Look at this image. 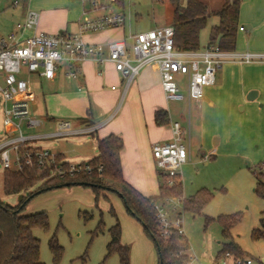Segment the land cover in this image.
<instances>
[{
    "label": "rangeland",
    "instance_id": "rangeland-1",
    "mask_svg": "<svg viewBox=\"0 0 264 264\" xmlns=\"http://www.w3.org/2000/svg\"><path fill=\"white\" fill-rule=\"evenodd\" d=\"M202 1L208 4L211 13L220 11L225 2ZM15 2L18 7H15ZM29 2L30 0H0V36L7 37L11 33L20 19L21 11ZM175 7L173 0H124V7L113 6L111 10L124 11L127 17L124 27L127 32L130 30L133 33H143L172 26ZM217 24L218 18L210 17L200 36L201 46L208 44L210 29ZM63 65L66 64H61ZM180 80L184 81L183 78ZM186 102L167 104L172 121L179 120L185 128L189 159L180 170L183 196L189 198L203 190L212 195L211 202L201 215L184 212L182 205L177 203L179 199L169 198L172 202L166 206L171 221L181 217L184 234L190 246L188 264H215L223 243L222 226L217 219L220 216L236 214L240 215L241 219L231 231L233 240L243 249L246 256L253 259L252 264H264V240L255 241L252 237L253 230L260 227L261 213L264 212V201L255 193L256 175L260 172L264 174V169L260 170L259 167L262 161L258 160V156L264 153V147L257 139L254 124H229L230 119L235 121V118L242 116L240 108H233L231 111L226 109V112L216 114L212 118L206 114L203 122L201 112L193 106H188ZM38 109L46 115L43 102H40ZM34 114L32 111L30 118H34ZM48 116L53 122H45L40 115H36L37 119H34L41 124H57L62 121L74 124L76 121L75 118L53 109L48 111ZM22 128L27 135H33L35 130H38H27L26 121L22 123ZM215 134L222 139L220 145L214 142ZM84 138L88 137L71 135L67 137V142L44 140L38 141L37 145L56 154L66 150L72 155L79 152L81 154L84 150V153L89 151L92 155L96 154L91 145L80 149L79 152H72L76 150L75 143ZM41 185L33 187L30 191H36ZM104 195H107L108 199ZM0 202L10 207L19 204V195L6 196L4 193L3 169H0ZM111 208L118 214L122 231L125 233L124 241L131 250V264H158L159 257L154 243L145 235L143 227L127 213L119 196L103 192L96 203L92 189L76 184L57 187L35 196L23 212V215L46 213L48 216L49 229L36 228L33 231L34 236L40 240L41 262L119 264L117 255L105 258L106 247L110 241L109 230L116 223V218L110 212ZM207 218L214 221L207 224ZM100 224L101 231H98ZM53 237L64 249L59 263L54 262L49 246Z\"/></svg>",
    "mask_w": 264,
    "mask_h": 264
},
{
    "label": "crops",
    "instance_id": "crops-1",
    "mask_svg": "<svg viewBox=\"0 0 264 264\" xmlns=\"http://www.w3.org/2000/svg\"><path fill=\"white\" fill-rule=\"evenodd\" d=\"M111 8L110 12H116ZM29 9H35L40 14L39 32L49 35H73L78 33L79 24L85 18L83 12L89 9V6L73 0H30L21 11L20 19L15 23L11 33L16 31L17 24L25 20ZM240 27H244L245 32H238L235 53L264 54V0L243 2L239 17ZM129 34L138 33L130 30L127 32L123 27L86 35L85 41L107 44L124 40ZM127 44L129 47L132 45L131 42ZM207 45L202 48H206ZM68 72H74L75 77L68 78ZM124 88L122 75L111 63L98 65L87 61L76 65H60L54 80L38 76L32 79L29 93L31 113L32 111L35 113L34 118L40 115L45 122H53L48 116V111L52 109L75 118V123L65 136L41 139L67 142L68 136L86 135L88 138L77 141L76 150L72 152H79L80 149L91 145L92 151L96 154L92 155L89 151L84 153L85 150L76 155L70 154L67 150L57 152L67 162L88 163L98 156L99 140L110 135L120 137L123 140L120 159L125 181L145 196L157 198L160 194V180L152 156V145L170 142L173 139V124L178 122L182 127L183 125L179 120L172 121L167 105L170 102L165 98L157 64H151L143 69L126 94ZM252 91L257 92V98L249 101L247 96ZM204 95V99L198 104L186 102L188 106H193L201 112L203 122L206 114L212 118L216 114L226 112V109L231 111L233 108L236 110L240 108L242 116L238 118L233 116L235 121L230 119L229 124H254L257 139L264 147V63L225 64L218 71L215 84L207 87ZM40 102L45 106L46 115L38 109ZM158 112L168 114L167 124H157L155 116ZM60 124L61 122L41 124L33 135L58 133ZM183 129L185 132L184 127ZM213 136L215 144L220 145L221 137L217 134ZM258 157L260 162L264 161V153ZM116 215L118 217L117 213ZM124 240L125 233L122 231V243L127 245Z\"/></svg>",
    "mask_w": 264,
    "mask_h": 264
},
{
    "label": "built area",
    "instance_id": "built-area-1",
    "mask_svg": "<svg viewBox=\"0 0 264 264\" xmlns=\"http://www.w3.org/2000/svg\"><path fill=\"white\" fill-rule=\"evenodd\" d=\"M88 5L84 10L79 31L73 35H49L38 31L40 14L29 9L25 20L17 24L16 31L7 37L0 36V169L21 172L24 167L50 168L51 176L59 179H73L91 174L94 167L89 163H72L59 159V155L37 145L44 138L65 136L71 130L70 122H62L60 131L45 136L27 135L41 122L30 118L31 82L35 76L54 80L61 64L76 65L92 61L98 65L111 63L124 80V92L143 69L157 64L161 74V85L168 102H190L198 104L204 99L205 89L215 84L216 75L229 62L240 64L264 63L262 53H229L218 46H207L199 51L175 49L174 28L160 27L148 32L129 34L120 41L107 44H93L85 36L107 30L123 28L127 17L124 11L110 12L120 0H73ZM15 7L18 3L15 2ZM239 32H245L244 27ZM128 42L132 45L129 47ZM101 74V73H100ZM75 77L74 72L67 73ZM184 79V81L180 79ZM173 139L170 142L152 145L155 166L172 188L180 177V170L189 159L185 144V132L180 123L173 124ZM99 171L102 168L98 169ZM167 199L156 206L164 235L176 229L185 235L181 217L170 220L166 206ZM177 203L182 205L181 200ZM175 210V209H174ZM250 258L239 259L230 253L218 259L215 264H252Z\"/></svg>",
    "mask_w": 264,
    "mask_h": 264
},
{
    "label": "trees",
    "instance_id": "trees-1",
    "mask_svg": "<svg viewBox=\"0 0 264 264\" xmlns=\"http://www.w3.org/2000/svg\"><path fill=\"white\" fill-rule=\"evenodd\" d=\"M176 4L173 13L174 43L179 51H199L200 36L207 27L212 16L218 18V24L210 29L207 46H218L222 51L233 53L236 51L239 17L241 6L246 0H225L220 11L211 13L209 6L202 0H173ZM118 7H124V0H120ZM156 122L159 125L169 122L168 114L156 113ZM98 156L88 162L94 167L91 174H84L73 179H59L51 177L50 168L24 167L21 172H4V193L6 196L23 195V201L16 207H10L0 202V264H44L40 258V240L34 236L36 228L49 229L46 213L23 215L28 203L37 195L52 191L59 185L69 186L82 183V186L92 189L96 203L103 192L115 194L120 197L127 213L134 218L144 230L145 235L154 243L158 252V264H188L189 241L178 230L171 229L164 235L162 225L158 218L156 206L169 198L179 199L184 212L201 215L212 200V195L200 191L197 195L185 198L180 178L174 187L166 186L164 178L158 171L160 180V194L157 198L147 197L132 187L123 177L120 153L123 149V140L110 135L97 143ZM59 159L63 158L59 155ZM264 169V162L260 165ZM102 168L101 171L98 169ZM255 193L264 201V174L257 173ZM42 184L34 192L30 190ZM92 184V185H90ZM30 191V192H29ZM27 195H25V193ZM108 199L107 195H104ZM30 199V200H28ZM111 214L116 223L110 228V241L106 247V259L117 255L119 264H131V250L122 243V229L119 219L113 208ZM240 215L220 216L217 221L222 226L223 243L218 259L227 253L239 259H247L246 253L233 240L231 231L240 222ZM214 219L207 218L206 223ZM101 226L98 231H101ZM255 241L264 240V212L261 213L260 227L253 230ZM55 263L62 259L64 249L53 237L49 243ZM253 260V259H252ZM260 264H262L260 262Z\"/></svg>",
    "mask_w": 264,
    "mask_h": 264
},
{
    "label": "water",
    "instance_id": "water-1",
    "mask_svg": "<svg viewBox=\"0 0 264 264\" xmlns=\"http://www.w3.org/2000/svg\"><path fill=\"white\" fill-rule=\"evenodd\" d=\"M256 98H257V92H255V91L250 92L249 95L247 96V99L249 101H254ZM65 185L68 186L69 184H65ZM65 185H59L58 188L63 187ZM78 185H82V183H78ZM90 185H92V184H90ZM23 198H24L23 195H19V203L23 201ZM28 200H30V199H28Z\"/></svg>",
    "mask_w": 264,
    "mask_h": 264
}]
</instances>
